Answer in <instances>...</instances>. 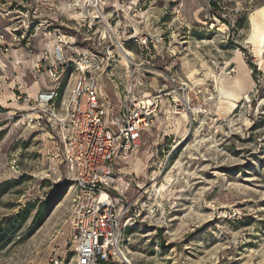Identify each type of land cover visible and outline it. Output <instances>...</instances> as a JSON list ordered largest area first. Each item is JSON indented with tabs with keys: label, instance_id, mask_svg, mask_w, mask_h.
I'll return each mask as SVG.
<instances>
[{
	"label": "rangeland",
	"instance_id": "374dc122",
	"mask_svg": "<svg viewBox=\"0 0 264 264\" xmlns=\"http://www.w3.org/2000/svg\"><path fill=\"white\" fill-rule=\"evenodd\" d=\"M94 4L0 0V264H76V179L35 100L57 89L63 112L72 93L79 54L55 67L65 35L99 57L109 114L158 103L140 149L116 165L120 257L264 264V0Z\"/></svg>",
	"mask_w": 264,
	"mask_h": 264
},
{
	"label": "built area",
	"instance_id": "2783aa9c",
	"mask_svg": "<svg viewBox=\"0 0 264 264\" xmlns=\"http://www.w3.org/2000/svg\"><path fill=\"white\" fill-rule=\"evenodd\" d=\"M90 1L96 5L99 0ZM75 47L76 41L66 35L57 37L54 47L57 68L67 61L64 50L71 49L73 57L79 54L71 61L77 64L76 75L63 112L58 107L57 89L39 90L35 100L39 115H48L60 125L62 161L76 179L71 221L76 233V264H131L126 256L120 257L123 227L129 220H124L125 207L114 191H120L116 185L124 177L116 165L140 149L158 103L136 102L119 114H109L111 103L102 93L101 75L92 65L99 57L89 49L75 53Z\"/></svg>",
	"mask_w": 264,
	"mask_h": 264
},
{
	"label": "bare ground",
	"instance_id": "6f19581e",
	"mask_svg": "<svg viewBox=\"0 0 264 264\" xmlns=\"http://www.w3.org/2000/svg\"><path fill=\"white\" fill-rule=\"evenodd\" d=\"M259 38H260V40H263L264 39V34H260L259 35ZM123 54L125 56L123 57V60L122 61L128 66V64H129L128 55H127V53L125 51H124ZM128 54L130 55V53H128ZM236 81H237V83H240L239 78ZM221 91H222V94L224 95V97L225 98L227 97L229 99V101L231 102V104L234 105L235 101L232 98H237L236 93L233 92L232 90L231 91L230 90H221ZM151 100L152 99H148V101H151ZM222 103H223V101H221V105H222Z\"/></svg>",
	"mask_w": 264,
	"mask_h": 264
}]
</instances>
